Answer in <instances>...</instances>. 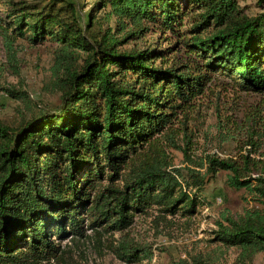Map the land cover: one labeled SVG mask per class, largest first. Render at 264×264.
I'll list each match as a JSON object with an SVG mask.
<instances>
[{
    "label": "trees",
    "instance_id": "1",
    "mask_svg": "<svg viewBox=\"0 0 264 264\" xmlns=\"http://www.w3.org/2000/svg\"><path fill=\"white\" fill-rule=\"evenodd\" d=\"M84 4L5 0L0 14V75H18L17 39L50 42L47 90L58 99L38 108L27 91L0 85L23 106L18 119H0V264H84V242L127 264L149 262L152 247L129 234L135 217L152 218L155 230L193 217L219 172L253 206L222 213L213 241L250 264L264 253V107L238 159L192 161L181 148L189 166L174 168L158 141L180 149L172 126L212 86L264 95V10L249 16L239 0Z\"/></svg>",
    "mask_w": 264,
    "mask_h": 264
},
{
    "label": "rangeland",
    "instance_id": "2",
    "mask_svg": "<svg viewBox=\"0 0 264 264\" xmlns=\"http://www.w3.org/2000/svg\"><path fill=\"white\" fill-rule=\"evenodd\" d=\"M29 3H44L46 0H20ZM77 3L92 5L94 0H70ZM239 6L249 16L264 10V4L259 0H239ZM88 10V8H86ZM5 12V0L0 1V14ZM15 48L18 50V75L5 70L0 75V85H12L21 88L30 96L38 108L42 105L53 107L57 105V96L49 93L50 67L56 46L50 42L31 45L25 39H17ZM0 63L7 65L4 49L0 43ZM43 107V106H42ZM264 95L246 94L237 91L231 84L224 87L212 86L210 92L201 100L196 110H189L186 117L180 116L172 126L175 130V141L180 147L171 148L164 140L158 144L166 153L174 168L188 167L184 154L192 161L203 159L205 155H216L220 159H238L245 154L246 141L249 139L248 127L258 123L263 114ZM19 109V110H18ZM23 110L20 102L13 101L0 91V119L6 122L18 119L17 111ZM252 117L256 118L250 122ZM183 127H186V137ZM260 124L256 125L259 129ZM260 132V130H258ZM255 139V138H254ZM256 141L262 144L260 152L264 151V139ZM187 146L185 147V144ZM226 173L219 172L204 190L205 204L198 209V213L189 219L171 220L169 228L160 227L155 230L152 218L136 216L135 223L130 228L131 239L152 247L153 258L141 264H173L185 260L188 264H241L240 252L233 247L226 248L214 242L213 231L217 230L216 222L221 214L228 211L237 216L246 208L253 206L244 191H234L225 184ZM170 220V218H169ZM118 235H115L117 238ZM79 249L85 256L84 264H127L116 258L108 250L98 251L92 242H84ZM250 264H264V253L256 255Z\"/></svg>",
    "mask_w": 264,
    "mask_h": 264
}]
</instances>
